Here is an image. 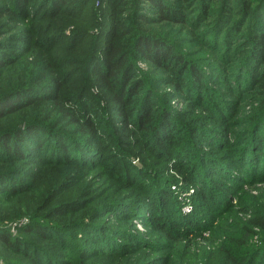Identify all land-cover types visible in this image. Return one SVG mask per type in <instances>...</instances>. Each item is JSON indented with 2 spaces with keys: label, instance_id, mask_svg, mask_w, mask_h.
I'll list each match as a JSON object with an SVG mask.
<instances>
[{
  "label": "rangeland",
  "instance_id": "obj_1",
  "mask_svg": "<svg viewBox=\"0 0 264 264\" xmlns=\"http://www.w3.org/2000/svg\"><path fill=\"white\" fill-rule=\"evenodd\" d=\"M176 1L177 5L180 0ZM219 1L215 0L216 7ZM124 4L118 8L120 18L130 15ZM215 14L207 21H213ZM241 18L242 14L230 16L228 24L233 27L224 45L234 50L226 53L221 45L219 52L211 49V26L192 32L191 27L174 22L152 24V29L180 46L192 66L201 65L197 67L206 79L199 84L195 78H178L144 59L137 62L138 74L154 89V114L169 107L165 125L169 122L166 135L171 143L161 144L152 130L138 131L133 125L121 129L117 112L107 114L101 102L95 117L110 119L115 137L103 139L99 163L91 165L74 157L34 163L29 156L25 174H16L19 162L0 164V171L13 173L26 186L18 196L1 197L0 233L13 240L26 239L25 229L32 223L46 227L49 238L29 241H38L58 264H264V49L263 59L253 68L257 77L249 82L240 79L247 63L244 57L255 41L247 31H238ZM256 21L254 31L264 27V8ZM95 93L102 97L101 92ZM141 95L134 98L136 102ZM40 102L17 122H42L46 117L52 123L66 117L57 123L59 129L77 138L85 134L71 116L60 115L59 107L48 114L54 103L45 108L39 107ZM78 145L82 149L85 144L80 140ZM202 191L217 204L209 205ZM153 216H163L169 225L193 219L203 231L191 238L171 239L155 228ZM170 228L184 232L178 224ZM57 237L65 242L56 243ZM104 241L112 243L107 247ZM28 244L20 248H30ZM5 247L0 240V264H33L30 255L4 251ZM79 248L86 256L79 255L75 261L67 257L65 262L56 258Z\"/></svg>",
  "mask_w": 264,
  "mask_h": 264
},
{
  "label": "trees",
  "instance_id": "obj_2",
  "mask_svg": "<svg viewBox=\"0 0 264 264\" xmlns=\"http://www.w3.org/2000/svg\"><path fill=\"white\" fill-rule=\"evenodd\" d=\"M121 2L128 6L129 17H119ZM176 3V0H0V38L9 35L0 40V120H4L0 128V164L19 162L21 165L15 172L25 174L23 169L29 156L34 163L59 157L66 160L74 157L91 165L99 163L103 139L114 140L115 137L110 119L97 120L95 117L101 102H104L103 110L107 114L117 112L120 119L116 123L121 129L129 130L133 125L138 131L152 130L161 144H170L171 137L166 135L169 122L165 125L169 107H159V115L154 114L155 101H151L154 89L147 87L149 85H145L144 78L138 74L137 62L144 59L178 78H195V83L199 84L206 79L202 78L203 73L197 67L201 65L192 66L178 44L167 34L160 35L151 28L155 22L187 25L192 32L211 26L208 33L211 49L219 52L218 46L221 45L227 48L226 53L234 50L224 45L233 27L228 24L230 16L242 14L238 31H247L255 41L244 57L243 61L247 63L241 67L240 79L249 82L257 77L253 68L263 59L261 40L264 39V27L254 29L258 12L264 8V0H220L218 7L215 0H180ZM214 13V23L211 24L213 21L207 19ZM249 17L252 20L243 29ZM204 34L202 31L199 35L203 38ZM119 36L130 40L119 41ZM36 51L38 56H35ZM95 91L101 92L102 97ZM139 94H142L141 98L136 102L134 98ZM37 102L41 104L39 107L44 104L45 108V104L54 103L48 114L59 107L60 115L71 116L73 122L84 127L85 134L77 138L59 129L57 123L66 117L52 123L46 117L37 119L43 123L27 119L17 122L24 113L34 111ZM80 140L85 144L82 149L78 147ZM24 187L13 173L0 171V199L20 195ZM201 194L209 205L217 204V199L209 201L212 197L205 191ZM153 217L155 228L171 239L179 235L191 238L203 231L193 219L169 225L163 222V216ZM175 224L183 226L184 232L170 228ZM39 226L32 223L25 229L26 239L16 237L13 240L7 233H0V240L6 246L4 251L12 249L30 255L33 264H58L51 261L52 256L38 241H29L32 237L37 240L49 238L48 229ZM59 240L65 242L62 237H57L56 243ZM104 243L108 247L112 242ZM25 244L30 248L22 250L20 247ZM64 245L62 248L66 249ZM117 247L115 245L113 250ZM32 249L37 253L31 254ZM79 250L59 254L56 258L65 262L67 257L75 261L79 255L86 256ZM84 252L90 253V250ZM41 253L42 257H39Z\"/></svg>",
  "mask_w": 264,
  "mask_h": 264
}]
</instances>
